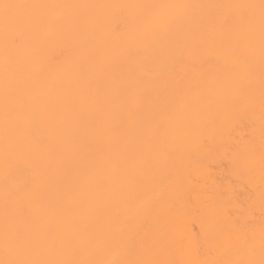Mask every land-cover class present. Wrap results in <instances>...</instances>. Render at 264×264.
<instances>
[{"label":"bare ground","instance_id":"6f19581e","mask_svg":"<svg viewBox=\"0 0 264 264\" xmlns=\"http://www.w3.org/2000/svg\"><path fill=\"white\" fill-rule=\"evenodd\" d=\"M7 2L66 7L16 10L7 40L0 13V260L8 228L57 264L259 261L260 0ZM235 4L257 5L251 45ZM154 5L191 7L159 34Z\"/></svg>","mask_w":264,"mask_h":264},{"label":"snow or ice","instance_id":"6c2138e0","mask_svg":"<svg viewBox=\"0 0 264 264\" xmlns=\"http://www.w3.org/2000/svg\"><path fill=\"white\" fill-rule=\"evenodd\" d=\"M61 5H29V4H13L7 2V0H0V13L3 14L4 28H5V37L6 40L10 34V30L13 25L18 24L22 21V17L16 14V10L19 9H58ZM122 7V6H116ZM142 7V6H138ZM152 12V31L163 34L169 30L171 25L174 22V18L170 16H165L162 13L158 12V9L161 8H187L191 7L188 5H154ZM220 7H230L242 10L243 15L248 21L249 24V33L247 36V42L249 45L254 40V26H255V15L252 10H254L257 5L254 4H235V5H222ZM260 10V50L262 58V77H264V0H260L259 4ZM229 18H225L224 23H228ZM129 23L134 27V35L137 38H147L149 33L143 27V21L139 18H132ZM238 51V50H237ZM247 63V61H245ZM251 65H249V70ZM262 86H264V80H262ZM261 112H262V126H264V90L261 93ZM226 146V145H225ZM231 155V165L233 171L236 173L237 177L243 179L246 175H250L252 172V159L250 152L246 153L239 149H236L234 154ZM5 167L7 169V145H6V157H5ZM261 174H262V184L260 192V202L261 206L264 207V151L261 155ZM7 178V177H6ZM249 223L240 219H237L235 222V228L241 233L249 235V239L253 238V234H249ZM4 247L6 253V259L0 260V264H57L55 261H41L36 259L25 258L26 245L19 232H13L6 228L4 236ZM254 252V245L249 244L248 248L245 250V254L249 257L246 259H235L230 261H224L222 264H264V219L260 222V253L261 259L256 261L251 258ZM75 264V262H71ZM105 264H125L124 261H107Z\"/></svg>","mask_w":264,"mask_h":264}]
</instances>
